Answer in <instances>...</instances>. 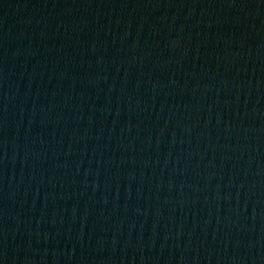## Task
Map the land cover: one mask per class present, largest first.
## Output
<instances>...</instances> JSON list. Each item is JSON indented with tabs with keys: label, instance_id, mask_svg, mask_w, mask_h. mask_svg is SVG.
Returning a JSON list of instances; mask_svg holds the SVG:
<instances>
[{
	"label": "water",
	"instance_id": "95a60500",
	"mask_svg": "<svg viewBox=\"0 0 264 264\" xmlns=\"http://www.w3.org/2000/svg\"><path fill=\"white\" fill-rule=\"evenodd\" d=\"M0 264H264V0H0Z\"/></svg>",
	"mask_w": 264,
	"mask_h": 264
}]
</instances>
